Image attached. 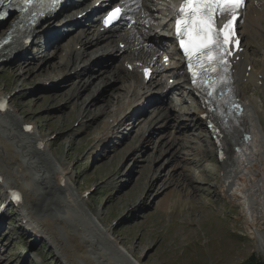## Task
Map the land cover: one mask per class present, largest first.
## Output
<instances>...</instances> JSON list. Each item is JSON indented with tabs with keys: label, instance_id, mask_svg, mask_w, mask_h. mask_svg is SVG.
I'll return each mask as SVG.
<instances>
[{
	"label": "rangeland",
	"instance_id": "rangeland-1",
	"mask_svg": "<svg viewBox=\"0 0 264 264\" xmlns=\"http://www.w3.org/2000/svg\"><path fill=\"white\" fill-rule=\"evenodd\" d=\"M173 2L157 0V10L165 13ZM62 18L50 24L54 35L62 36L73 29V24L65 26ZM152 26L162 36L169 28ZM6 29L7 24L0 25V34ZM90 29L89 21H84L77 33H69L70 39L82 35V41L74 46V59L68 57L72 47H65L69 50L62 52L65 42L58 51H48L42 44L44 36L37 35L26 56L32 60L30 63L23 57H13L0 66V94L11 96L9 106L14 109L12 115H0V140L11 145L17 162L13 163L15 167L0 164L4 171L1 174L7 178V183H0V201L7 184L21 170L23 174L19 175L28 181L26 186L30 184L27 188H33L39 197L27 205L32 215L64 219L54 243L46 232L37 239L34 230L23 222L25 215H20L24 204L9 207L0 223V264H67L56 248L62 239L71 250L69 241L64 239L67 232L77 236V244L91 257V264H134L131 259L136 264H264V253L258 241L251 238L246 224L256 217L260 221L257 227L264 233V208L251 204V211L246 213L232 196L238 181L230 197L220 193L224 173L221 176V166L205 129L194 127L187 120L184 124L190 129L185 135L175 128V121H182L181 114H197L196 104L188 105L182 98L189 96L182 91V98L173 103L172 93L177 90L171 88L165 101V95L157 96L164 86H173L165 78L157 77L162 79L161 84L137 86L136 79L122 70L123 60L134 59L128 51L130 44L124 43L128 46L124 51L118 42L110 44L107 52L113 56V49L119 48L121 57L112 58L107 66L94 63L100 57L107 58L106 54L98 55L93 64L91 58L96 53L85 46L88 40L84 37L85 33L93 35ZM94 37L91 38L96 41ZM259 50L263 51L264 46H258ZM43 58L47 63L42 66L39 62ZM17 65L21 67L19 71L15 69ZM83 68L92 69L93 73L78 77L75 73ZM94 73H102L103 80H96ZM242 82L244 79L239 82V95L242 101L253 102L254 129L256 126L264 164V85ZM176 83L181 81L173 84ZM93 99L96 106L87 109ZM143 99L145 108L140 109L141 120L136 125L127 118L114 132L107 133L109 122L124 118L123 107L126 106L125 113H131L132 106L135 109ZM164 114L171 116L170 121L163 119ZM17 123L31 124L35 135L49 140L50 148L39 153L31 138L22 136ZM67 166L66 185L45 191V184L55 181L52 174L62 173ZM58 183L62 184V180ZM40 200L47 205L44 210L35 206ZM72 256L77 264H87L78 254Z\"/></svg>",
	"mask_w": 264,
	"mask_h": 264
},
{
	"label": "bare ground",
	"instance_id": "bare-ground-1",
	"mask_svg": "<svg viewBox=\"0 0 264 264\" xmlns=\"http://www.w3.org/2000/svg\"><path fill=\"white\" fill-rule=\"evenodd\" d=\"M119 1H121V0H119ZM122 1H125V0H122ZM152 1L153 0H128L127 1L128 9H130L133 12V16H136V15L139 16L137 18L136 24L133 26V29H129L126 32H121L122 28H120V26H118V27L116 26V27H113L112 30H110L106 33H101L99 30L100 24L97 22H94V23H91V29H90V33L93 34V35L91 34L92 36H90V34H88V33H85L84 32L85 30L83 31L85 33L84 34L85 39L88 40V42L86 43L85 46L90 47L89 50H91L92 53L93 52L96 53L95 57L91 58L92 63L94 62L93 61L94 58H98L97 57L98 55H100V56L101 55H103V56L107 55V58L100 57L98 61L94 62L95 64H98V65L106 64L107 66H109L110 62L111 61L113 62V59H119V57H121V55H122V52L119 50L120 47L113 49L114 51H116L113 56L110 54L111 52L108 53L107 52L108 50H106V48H108L107 46H109L110 44H111L110 46H113L112 44H114L115 42H116L115 44H117V42H118V44L120 42L130 44V48L133 47L134 45H136V47L142 46V49H140L141 48L140 47L139 51H135V52H131L130 48L128 49V51L131 53L130 57H132V56L134 57L133 60H128L132 63L142 62L141 60H147L148 59L147 56L154 58L156 55V51L158 52L159 50H162L160 48L163 45V43H168L169 36H166V37L162 36L158 32L155 33V31H153L151 29L152 25H153L152 27L156 26V25H154L155 24L154 23L155 18H154V14H153L154 10H153V6H152ZM258 1L259 2H256V4H257L256 7L254 6V3H255L254 2L253 5L251 6V8L248 10L249 13L247 14V12H246V14H247L246 23L244 24V28L242 31L243 44H244L245 50L241 55H239L240 61L235 66L236 86H237L238 98L240 100V103L245 108L244 116L242 118L244 122L241 125L240 121H239V123L237 125V127L239 129L234 130V132H232L231 135L227 136V138H229V144H232V147L229 148V151L226 153L225 159H224L223 164H222L223 168L221 167V169H224V170H222L224 172V175H223V181L221 182L222 183L221 184L222 192H220V193L227 192V196L230 197V191H232L234 189V183H236V181L240 182V183H237V185L235 184V186H238V189L235 192L236 194L234 193V194H232V196L234 197L235 201L240 202L239 204L245 208L246 213H249L251 211V209H252L250 207L251 204L254 206H255V204H259L260 206H262L264 208V164L260 159V153L261 152H260V146H259L260 145L259 138H257V133H256L257 127L255 126V129H254V122H255L254 115H256V113H255L254 108L252 106V104H253L252 100L247 101V102L242 101L243 98L239 95V91H240L239 82L242 81L243 79L245 81V78H246V81L251 82V83H257V81H259L258 77L260 75L264 79V64L260 67L259 73L256 72L252 68L251 72L249 73V76L246 77V74L248 72L246 70V67L247 66L248 67L254 66V64H255V59L253 58V55L258 51V46H261V45L264 46V0H258ZM85 2H86V0L83 2V4L79 5L74 12L69 13L68 17H65L66 21L64 20L65 26L66 25L67 26L72 25V24L74 25V26L72 25L73 28H75V26H78L75 33H77L79 31L80 27L84 24V19L89 18V15H85L84 17H82L80 19L77 18V15L81 13L80 11L83 12L84 10L87 9V7H86L87 5H85L86 4ZM171 2H172V0H171ZM141 11H142V13H141ZM158 12H160V11H158ZM160 13H162V12H160ZM70 14H71V16H70ZM142 14H144L143 17L141 16ZM58 15L60 16L61 13H59ZM59 16H56V18H58ZM141 17H142V19H141ZM52 21H53L52 19L49 20V26L45 30L42 31L41 28H37V29H34L32 32H30L29 35H33L34 37L36 36L35 38H37V35H42L45 37L46 34H47V36L50 34L51 36L56 37V35H54V33H53L52 25H50ZM3 24L4 23H2L1 25H3ZM161 26L162 25L158 26L157 28H161ZM9 28H10V25L8 24V29ZM7 30H6V32H7ZM40 32H42V34H39ZM15 33H16V31H14V34ZM69 35L65 36L66 38L62 35V36H60V38L58 40L65 42L66 45H64V49H65V47H68L69 49L72 47L71 50H69L68 48H66V49H68L70 51L69 56H68V57H70L69 59H74L75 56L77 55V53L74 50V46L76 43H78V45H79L80 40L82 38V35L80 34L79 37L76 39L75 38L70 39ZM0 36L2 37L3 33H2V35L0 34ZM94 36H96V41H94V39L91 38ZM51 38L52 37H47L45 42ZM24 41L25 40H22L18 36L14 37L12 43L9 44L8 46H6L1 51L0 66L2 64H4L5 62H7L8 60L10 61L13 57L15 59L23 57L22 59H25L26 63H30L32 61L26 57L28 55L29 49H28L27 43H25ZM70 41H72V42H70ZM62 45H63V43H62ZM54 48L57 49L56 51H58L60 48H62V46H60V44L58 45V43H56L54 45ZM99 48H100L101 52L102 51L104 52L103 54L102 53L99 54L100 51L97 50ZM23 55H25V56H23ZM60 57H61V55H59V58ZM127 57H129V56H127ZM144 62H146V61H143V63ZM46 63L47 62H45L44 58L41 59L39 62V64H41L42 66L45 65ZM15 69H17L19 71L21 69V67L19 65H17V66H15ZM107 69H109V68H107ZM119 70H120V68H119ZM100 71L103 72L104 69L100 68ZM181 72H182V70L180 68H177L176 70L171 71L170 76H174L175 74H177V75H180L181 77H183V74L181 75ZM87 73L92 74L93 73L92 69L89 70L88 68H83V69L77 71L75 74L78 77L84 76L83 78H85V76L88 75ZM101 74L102 73H100V74L94 73L93 76L96 78V80L102 81L103 77L100 76ZM117 74L119 75L120 73H117ZM127 75L128 76L131 75L135 79H137V77H138L141 81L137 80V84L143 83V84L147 85L146 82H143L142 78L139 77V75L137 74L136 71H133L130 74L128 72ZM147 83H151V85H152V83L161 84L162 79L157 78V79H155V81L150 80ZM148 85H150V84H148ZM169 88H171V87H165L164 86L161 94L157 95V96L160 97V96L165 95V97L163 99L165 101L166 95L170 92ZM175 90L182 91V92L186 93V95H187V93H190V91H191L190 90L188 92L187 88L183 89L182 87H179V84H176ZM154 95L155 94H152L151 97H156ZM0 98H8V97L7 96L3 97V95L0 94ZM152 99L154 100V98H152ZM95 101H96L95 99L90 101L86 106L87 109H89L91 107L94 108L96 106V102H97V101L96 102ZM156 101H157V99H156ZM9 103H10V101H9ZM128 104H129V102H128ZM85 111H86V109H85ZM0 113L2 114V111ZM5 113L12 115L14 113V109H12L9 106V108L7 109V111ZM204 113H205V111H203L200 108L199 111L197 112V114H190L187 116V122L192 123L194 125V127L205 129V127L203 125V120L200 118V116H202ZM163 116H164L163 117L164 120L170 121L171 116H168L166 114H164ZM128 117H129V115L125 116L126 119ZM124 119H122V120L113 119L112 123H108V125L105 127L107 133L114 132L115 130H114L113 125L116 124L117 122H118V124L120 122H123ZM140 120H141V118L139 119V121ZM141 123H142V121H141ZM174 124H175V128H176L177 132L182 133V135H185V133L187 131V125L186 124H180V122H178V120L175 121ZM20 125H21V127H20ZM24 125H26V124L25 123L24 124L23 123H20V124L17 123V126H18L17 128H21L20 130H23L22 128ZM173 128H174V126H173ZM245 128H247V134H248V136L246 135V138H244V135H243ZM205 132H206V130H205ZM103 141L105 142L106 139H104ZM31 142L35 143L34 145L36 146V149L38 150L39 153L44 154L46 152L47 146H49V148H50V144L48 142H46V140L41 139L34 134H32V136H31ZM14 161L16 162V156L12 150L11 145H9V143L6 140L5 141L0 140V164L10 166V165H13ZM16 165H17V162H16ZM13 166L15 167V165H13ZM68 167L69 166H67L63 170L62 173H57V174H55V176H54V174H52L55 181H53V182L51 181V182L46 183L45 185H47V187L45 188L46 189L45 191H48L49 189L54 190L61 185L62 186L66 185L67 181H65V177H67L69 175V173H68L69 168ZM6 168L3 167V169H5V170H6ZM11 170H12V168H11ZM1 171L4 172L0 167V179L3 177L1 174ZM19 172H21V174H23V172L21 170H19L18 175L17 174H16L17 176L15 175V179L11 180L13 182H10L6 186L8 188L5 190V192H4L5 197L3 198L2 202L0 203V205H1L0 211L2 209H5L7 211V209L9 207L15 208V204L10 199V196L8 193L9 190H15V191L20 192L22 195V201L21 202H22V204H24L23 209H21V211H23L22 214L25 215V216H23V219H22L23 222L27 223L28 227H30L34 230L33 234L35 235V237L37 239L42 238L43 234L46 232V235L50 236L52 241L55 240V242H56V240H57L56 235H57V232L59 230V226H64V224H63L64 219L59 217V216H57V217L55 216V218H52V217L49 218V217H45V215H44L43 218H38V217H34L32 215L31 210L28 208L27 205H29V203H32L33 201H35L39 197L36 196V193L34 195V191L32 190L33 188H29V187L27 188V186L30 184L28 183V185L26 186L25 182H28V181L26 180V178H23L21 175H19ZM240 175H242V177H244V178H242L243 180L241 179ZM248 175H251V177H253V178L249 180L247 178ZM46 179H48V178H46ZM59 179L62 180V184L58 183L60 181ZM247 179L249 180V182ZM19 180H21V181H19ZM253 181L255 182L254 185H252ZM4 182L7 183V178L4 179ZM2 183H3V181H2ZM37 191H38V189H37ZM38 193L40 194L39 196H41L40 191ZM164 205L167 206V203H165ZM35 206L40 207V209H42V210H44L47 207V205H46V207L44 205H42L41 200ZM48 211H46V212H48ZM3 214L4 213H2L0 215V220H2V218L4 217ZM51 214H54V213H51ZM31 221H34L38 225V227H36V226L34 227ZM252 221H253L252 223H249L247 221V223H246L248 225L247 230L250 233L251 238L258 241L259 248L264 253V233H262L261 230L258 229V227H257L258 226L257 224L260 221H258V219H256V217L255 218L253 217ZM261 222H262V220H261ZM24 226H25V224H24ZM64 230H66V229H64ZM70 234H68V232H67L66 238L64 237V239L69 241V245L71 246V250H69L68 248L65 247L66 246L65 243L61 239V240H59V242H57V245H56V248H59L58 249L59 251H57V254L62 255V257L66 260L67 264H77V261L75 262L73 259V256H72L74 254H78V256H80L84 262H86L87 264H91L92 263V261L90 259L91 257L89 258V256L85 255L86 252L84 253L83 246H81L80 243L77 244V242H78L77 236H73V234L72 235H70ZM75 234H76V232H75ZM131 260L134 262V264L136 263L135 260H133V259H131ZM78 263H79V261H78Z\"/></svg>",
	"mask_w": 264,
	"mask_h": 264
},
{
	"label": "snow or ice",
	"instance_id": "snow-or-ice-1",
	"mask_svg": "<svg viewBox=\"0 0 264 264\" xmlns=\"http://www.w3.org/2000/svg\"><path fill=\"white\" fill-rule=\"evenodd\" d=\"M5 0H0V4H3ZM25 5H30L33 3V0H21ZM244 3V0H185L184 4L180 8L181 19L184 18V14L187 11V24L185 25L186 32L194 31L197 38L201 39V45L207 47L209 44H212V47L216 50L217 55L220 61L224 62V66L227 67L226 57L230 55V52L227 48V45L230 42V37L232 36L231 32V21L224 25L223 29V39H220V31L214 29L213 27V14L217 10L223 13L228 11L232 14L233 19H235V11ZM119 9H117L113 16L117 15ZM181 19H177V33L181 35V46L185 48V55L189 59V67L191 68V52L192 49L184 44L183 35L181 34L180 23ZM193 22L195 27L193 28ZM191 43V41H189ZM238 43V41H237ZM196 73L193 72V82L195 83ZM3 105L0 104V108ZM30 130V129H29ZM13 197L19 200V196L13 194Z\"/></svg>",
	"mask_w": 264,
	"mask_h": 264
},
{
	"label": "water",
	"instance_id": "water-1",
	"mask_svg": "<svg viewBox=\"0 0 264 264\" xmlns=\"http://www.w3.org/2000/svg\"><path fill=\"white\" fill-rule=\"evenodd\" d=\"M136 264V263H135Z\"/></svg>",
	"mask_w": 264,
	"mask_h": 264
}]
</instances>
